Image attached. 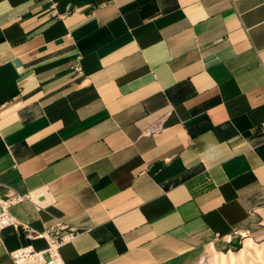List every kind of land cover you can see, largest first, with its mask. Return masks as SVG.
I'll list each match as a JSON object with an SVG mask.
<instances>
[{"label": "crops", "instance_id": "1", "mask_svg": "<svg viewBox=\"0 0 264 264\" xmlns=\"http://www.w3.org/2000/svg\"><path fill=\"white\" fill-rule=\"evenodd\" d=\"M8 189L48 191L11 212L75 227L65 264H195L263 236L264 0H0ZM25 245L47 241L4 228L0 264Z\"/></svg>", "mask_w": 264, "mask_h": 264}, {"label": "built area", "instance_id": "2", "mask_svg": "<svg viewBox=\"0 0 264 264\" xmlns=\"http://www.w3.org/2000/svg\"><path fill=\"white\" fill-rule=\"evenodd\" d=\"M23 202H31L37 209H46L50 204L49 193L45 189H38L27 193H19L8 189L0 194V234L6 227L13 226L22 230L27 237H44L47 246L43 250H36L31 245L21 246L11 252L13 264H65L61 256V247L71 242L77 230L66 221L58 219L56 223L42 233L34 232L23 226L12 214L11 209ZM66 230V233H62ZM248 230L234 232L235 237H244Z\"/></svg>", "mask_w": 264, "mask_h": 264}, {"label": "rangeland", "instance_id": "3", "mask_svg": "<svg viewBox=\"0 0 264 264\" xmlns=\"http://www.w3.org/2000/svg\"><path fill=\"white\" fill-rule=\"evenodd\" d=\"M256 223L264 229V217L255 216ZM238 243L235 247L230 248L229 242L226 244L214 243L202 249L199 252L198 259L195 264H216L214 256L223 255L237 259L234 264H264V235L255 236L253 232H248L244 237H236ZM247 242L252 243V250H245Z\"/></svg>", "mask_w": 264, "mask_h": 264}, {"label": "bare ground", "instance_id": "4", "mask_svg": "<svg viewBox=\"0 0 264 264\" xmlns=\"http://www.w3.org/2000/svg\"><path fill=\"white\" fill-rule=\"evenodd\" d=\"M252 243L247 242L244 249L245 250H252ZM214 263L216 262V264H234L236 263L237 259H234L232 257H225L223 255H219V256H214Z\"/></svg>", "mask_w": 264, "mask_h": 264}]
</instances>
